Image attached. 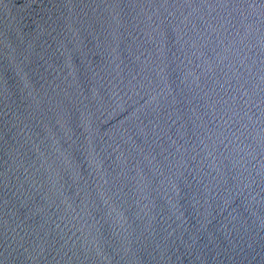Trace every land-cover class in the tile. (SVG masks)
<instances>
[{
    "label": "water",
    "instance_id": "1",
    "mask_svg": "<svg viewBox=\"0 0 264 264\" xmlns=\"http://www.w3.org/2000/svg\"><path fill=\"white\" fill-rule=\"evenodd\" d=\"M0 264H264V0H0Z\"/></svg>",
    "mask_w": 264,
    "mask_h": 264
}]
</instances>
